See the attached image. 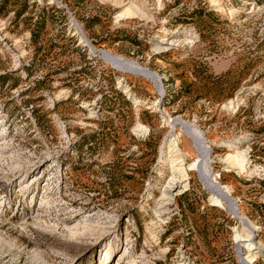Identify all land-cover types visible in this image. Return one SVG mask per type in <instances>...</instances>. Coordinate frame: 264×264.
<instances>
[{
	"label": "rangeland",
	"instance_id": "1",
	"mask_svg": "<svg viewBox=\"0 0 264 264\" xmlns=\"http://www.w3.org/2000/svg\"><path fill=\"white\" fill-rule=\"evenodd\" d=\"M252 240L264 0H0V264H264Z\"/></svg>",
	"mask_w": 264,
	"mask_h": 264
},
{
	"label": "bare ground",
	"instance_id": "2",
	"mask_svg": "<svg viewBox=\"0 0 264 264\" xmlns=\"http://www.w3.org/2000/svg\"><path fill=\"white\" fill-rule=\"evenodd\" d=\"M173 150H175V153H179L180 152V149H179V146H178V143L175 142L174 143V147H173ZM175 158V157H174ZM175 161H179V164L181 165V168L180 170L183 171L184 174H186V170H185V166H184V160L181 158L180 154L177 156L176 160ZM229 162L230 164H232L233 166H238L239 168L241 169H244L245 167V163L247 162V159H246V156H229ZM177 164V163H176ZM198 164H194L192 167L193 168H196ZM181 173V172H180ZM186 177V176H185ZM171 188L174 189L175 186H172L171 185ZM220 188V187H219ZM251 245L255 246L256 249H258L259 251H264V246L262 244H259V243H255V241H251L250 243Z\"/></svg>",
	"mask_w": 264,
	"mask_h": 264
}]
</instances>
